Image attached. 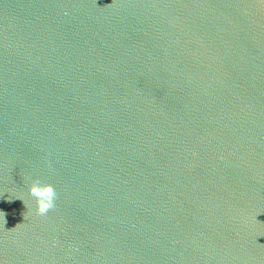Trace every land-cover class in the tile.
I'll return each mask as SVG.
<instances>
[{
  "label": "water",
  "instance_id": "1",
  "mask_svg": "<svg viewBox=\"0 0 264 264\" xmlns=\"http://www.w3.org/2000/svg\"><path fill=\"white\" fill-rule=\"evenodd\" d=\"M0 264H264V0H0Z\"/></svg>",
  "mask_w": 264,
  "mask_h": 264
},
{
  "label": "clouds",
  "instance_id": "2",
  "mask_svg": "<svg viewBox=\"0 0 264 264\" xmlns=\"http://www.w3.org/2000/svg\"><path fill=\"white\" fill-rule=\"evenodd\" d=\"M28 193L35 199V210L39 214H45L55 206L56 190L52 184L32 179L28 184Z\"/></svg>",
  "mask_w": 264,
  "mask_h": 264
}]
</instances>
